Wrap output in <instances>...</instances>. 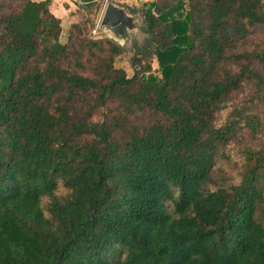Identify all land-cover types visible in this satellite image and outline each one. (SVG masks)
<instances>
[{
	"label": "trees",
	"instance_id": "trees-1",
	"mask_svg": "<svg viewBox=\"0 0 264 264\" xmlns=\"http://www.w3.org/2000/svg\"><path fill=\"white\" fill-rule=\"evenodd\" d=\"M51 2L0 0V264H264V149L242 148L239 181L213 178L263 127L264 50L247 43L264 0L148 3L131 76L84 21L61 42Z\"/></svg>",
	"mask_w": 264,
	"mask_h": 264
},
{
	"label": "rangeland",
	"instance_id": "rangeland-1",
	"mask_svg": "<svg viewBox=\"0 0 264 264\" xmlns=\"http://www.w3.org/2000/svg\"><path fill=\"white\" fill-rule=\"evenodd\" d=\"M109 0H101L98 2L97 6L94 8H87L85 4L80 3L79 0H71L72 7V18L74 20L78 19L84 21L85 26L88 29L89 35L94 39H112V34L107 30L99 28V20L106 2ZM115 4L122 6L126 9L129 14H136L138 16V23L141 25L144 23V10L154 0H111ZM62 31L60 34V41L64 42L66 39L68 21L63 17L61 20ZM111 37V38H110ZM121 41V39H118ZM115 41V40H114ZM148 34L144 31L143 27H140L137 33H131L130 38L124 40L122 43V52L115 59V66L123 68L128 76L133 74L132 68V58L139 52L140 49L149 43ZM249 49L264 50V29L252 35L247 43ZM152 72L155 75H160V70L158 63L155 58L152 61ZM253 93V86L250 84L244 85L238 93L232 95L228 107L223 109L221 113L216 115V121L222 123L224 119L230 117V112L241 103L244 99L249 97ZM77 107H81L78 103ZM114 107V104L109 106ZM108 107L99 108L93 116V120L101 121L103 119V114L106 112ZM259 115L260 121H262L263 127L256 133H249L244 131L242 135L236 136L233 141L225 145L221 151L224 155H221L217 159L214 170V182L219 184H228L230 182H237L241 178L244 167V158L241 154L243 147L254 148V149H264V102L258 103V108L255 110ZM113 113H120L116 110ZM150 116L145 113H137L129 115V123L132 125H143L148 124ZM227 153V157H225ZM207 187L214 188L215 185L211 182L207 184ZM67 189L60 185L58 189V194L65 195Z\"/></svg>",
	"mask_w": 264,
	"mask_h": 264
},
{
	"label": "water",
	"instance_id": "water-1",
	"mask_svg": "<svg viewBox=\"0 0 264 264\" xmlns=\"http://www.w3.org/2000/svg\"><path fill=\"white\" fill-rule=\"evenodd\" d=\"M98 26L109 31L112 34L111 37L115 38V41L111 40L122 47V42L129 39L131 33H137L140 27L144 28L145 24L140 25L136 14H129L124 7L109 0L103 8ZM118 39H121V41Z\"/></svg>",
	"mask_w": 264,
	"mask_h": 264
},
{
	"label": "crops",
	"instance_id": "crops-1",
	"mask_svg": "<svg viewBox=\"0 0 264 264\" xmlns=\"http://www.w3.org/2000/svg\"><path fill=\"white\" fill-rule=\"evenodd\" d=\"M73 4L71 0H52L50 9L51 11L59 17L61 20L64 18L67 19L68 25L74 21L72 18L71 11H72Z\"/></svg>",
	"mask_w": 264,
	"mask_h": 264
}]
</instances>
